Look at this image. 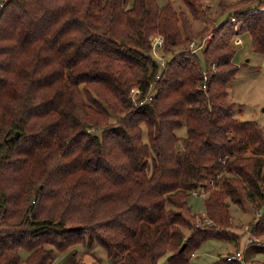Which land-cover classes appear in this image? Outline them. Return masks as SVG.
<instances>
[{
    "label": "trees",
    "instance_id": "16d2710c",
    "mask_svg": "<svg viewBox=\"0 0 264 264\" xmlns=\"http://www.w3.org/2000/svg\"><path fill=\"white\" fill-rule=\"evenodd\" d=\"M182 1L0 0V264H85L96 246L109 264H192L207 239L239 238L232 203L264 204V126L229 96L236 36L264 54V0L220 3L204 63L189 45L209 8ZM249 231L264 236V212Z\"/></svg>",
    "mask_w": 264,
    "mask_h": 264
},
{
    "label": "rangeland",
    "instance_id": "374dc122",
    "mask_svg": "<svg viewBox=\"0 0 264 264\" xmlns=\"http://www.w3.org/2000/svg\"><path fill=\"white\" fill-rule=\"evenodd\" d=\"M171 1L176 9L186 10L182 0ZM232 1L234 0H204L203 5L204 7L209 8L208 11H206V14H202L200 19L192 20L194 31L202 29L206 24L210 27V31L202 39V49L205 46V43L210 39L211 31L215 28V23H217L222 17H218L217 15V12L221 8L220 3H230ZM156 35H160V33H156ZM233 43L236 48L234 61L236 64L240 65V69L229 86V96L237 103L233 114L237 118L243 120H256L259 124L264 126V54H259L252 50L251 42L249 45V41L247 40L245 34L237 35ZM201 50L198 52V56L204 63ZM160 54L163 55L162 49L159 51V55ZM154 56L157 58L155 53ZM160 66H162L161 62ZM186 133V126H182L178 129V134L180 136L183 137ZM189 204L193 213L201 215V217L198 218L204 217V196L192 195L189 199ZM258 210L264 212V204L260 208H256L247 199L243 200V202L239 204L232 203L230 206L233 222L232 230L240 234L239 238L207 239L200 245V247L195 251V254L191 257L192 264H212L218 258L225 257V255L229 253L228 251H236L239 249L246 253V262L248 263L253 259H261L264 261V236H251L249 231L250 224L259 217ZM185 230L187 233L189 232L187 228ZM250 237H254L253 242L248 241ZM250 243L252 245H250ZM254 244L260 245L263 248L256 247ZM245 246L248 247L246 248ZM68 251L69 250L65 252L56 251L53 263L51 264H60L62 259L67 255ZM20 253L23 258H25L28 254V252L24 250H21ZM79 253L85 264H109L106 252L104 248L100 246H96L92 252L88 250L84 251V248H81ZM166 263L167 256L161 257L159 264ZM21 264L26 263L22 261Z\"/></svg>",
    "mask_w": 264,
    "mask_h": 264
},
{
    "label": "built area",
    "instance_id": "2783aa9c",
    "mask_svg": "<svg viewBox=\"0 0 264 264\" xmlns=\"http://www.w3.org/2000/svg\"><path fill=\"white\" fill-rule=\"evenodd\" d=\"M155 38V39H154ZM151 44H152V48H153V52L157 55V59L159 60V62L162 63V66L165 65V57L164 55H159V51L160 49H162L163 44H164V36L163 35H156L152 36L151 38ZM203 45H197V43L195 41H192L190 43V48L194 51V52H199L202 49ZM140 88L139 87H133L131 89V94L132 97L135 99L139 94H140ZM193 194L196 196H203L204 195V191L203 189H196L193 191ZM261 213L260 210H258V215ZM198 226H201L203 224H210L211 220L206 217V215H204V217L202 218H198L196 221ZM254 237H250V239L248 240L249 242H253ZM195 253H193L194 255ZM225 258L227 260H239V261H243L244 260V252L242 250H236V251H232L229 252L225 255Z\"/></svg>",
    "mask_w": 264,
    "mask_h": 264
},
{
    "label": "crops",
    "instance_id": "0c3cea01",
    "mask_svg": "<svg viewBox=\"0 0 264 264\" xmlns=\"http://www.w3.org/2000/svg\"><path fill=\"white\" fill-rule=\"evenodd\" d=\"M246 35V38L247 40L249 41V45H250V42H251V38L248 34H245ZM237 37V36H236ZM236 39V38H235ZM252 47V46H251ZM234 60V59H233ZM235 62V61H234ZM250 227V226H249ZM246 247V246H245ZM228 252H232V251H228Z\"/></svg>",
    "mask_w": 264,
    "mask_h": 264
},
{
    "label": "water",
    "instance_id": "95a60500",
    "mask_svg": "<svg viewBox=\"0 0 264 264\" xmlns=\"http://www.w3.org/2000/svg\"><path fill=\"white\" fill-rule=\"evenodd\" d=\"M185 245H186V243H184V244L182 245V248H184V247H185Z\"/></svg>",
    "mask_w": 264,
    "mask_h": 264
}]
</instances>
